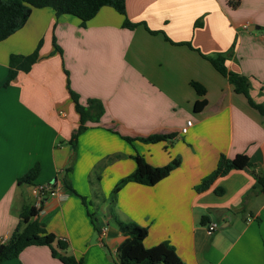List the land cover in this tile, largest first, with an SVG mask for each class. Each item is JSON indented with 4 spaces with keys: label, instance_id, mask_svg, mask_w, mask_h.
Returning a JSON list of instances; mask_svg holds the SVG:
<instances>
[{
    "label": "crops",
    "instance_id": "0c3cea01",
    "mask_svg": "<svg viewBox=\"0 0 264 264\" xmlns=\"http://www.w3.org/2000/svg\"><path fill=\"white\" fill-rule=\"evenodd\" d=\"M125 12L139 24L124 27V16L110 6L82 26L74 15L33 8L24 25L0 41V244L19 223L22 207L35 206L32 186L56 178L59 193L46 194L37 209L45 229L66 242L65 249L52 246L83 264H117L125 236L108 203L100 204L92 221L91 206L80 197L91 199L93 168L104 161L97 187L108 197L134 170V154L153 166L178 156L179 165L156 184L125 183L114 215L147 228L145 247L167 241L184 264H264V192L252 175L264 174V116L202 56L233 45L227 69L248 76L250 96L264 104V0H240L235 8L227 0H125ZM199 18L201 25L194 26ZM39 43L29 71L3 86L10 54H29ZM67 78L81 103L97 98L104 105L99 120L79 134L75 150L67 141L79 117ZM192 80L206 89L199 111L194 104L202 96ZM187 120L191 125L181 133ZM154 133L175 135L156 143L122 137ZM238 153L254 165L197 189L221 155ZM36 163L33 183L18 182ZM67 166L75 192L62 181ZM208 222L217 228L209 232ZM0 264L63 263L48 245H29Z\"/></svg>",
    "mask_w": 264,
    "mask_h": 264
},
{
    "label": "trees",
    "instance_id": "16d2710c",
    "mask_svg": "<svg viewBox=\"0 0 264 264\" xmlns=\"http://www.w3.org/2000/svg\"><path fill=\"white\" fill-rule=\"evenodd\" d=\"M240 0H227V3L235 8L239 5ZM102 6H110L124 16L123 26L134 28L139 23L130 21L125 12V0H0V41L21 28L29 17L33 8L51 7L55 14H70L80 19V25H84L87 20L92 18ZM201 25L200 18L194 22V26ZM264 31V27H261ZM150 32H156L149 30ZM168 39L167 37H165ZM52 43L55 50L62 52L59 45L55 42V37H52ZM191 47L189 42H183ZM39 46L29 54H10L8 59V71L3 86H7L19 71L27 72L32 64L38 59ZM233 53V45L224 52H215L212 54H202L211 65L233 86L236 93H240L247 99L250 106L255 108L261 115L264 116V104L258 103L250 96L249 89L251 86L248 76L232 70H228L225 64ZM67 73V71H65ZM191 86L195 91L202 96L194 104L195 111L201 110L206 104V99L203 97L206 89L197 81H190ZM68 94L74 104L75 111L79 117V124L75 131L71 134L67 141L73 148L76 149L77 138L87 128V123L97 122L100 116L104 113V105L97 98H87L83 104L79 101L77 92L71 89L67 78ZM175 133L160 134L154 133L147 136L129 137L122 136L123 139L131 142L133 140L143 141L145 143H156L173 138ZM118 157L120 154H115L111 157ZM135 161L134 170L128 175L120 178L112 188L108 197L104 196L97 187L100 178V170L104 164L99 162L93 168L92 174L89 176V183L93 187L91 199L88 201L84 196H80L85 205L91 206L92 211L88 210L89 215L94 220V212L99 209L101 203H108V213L116 224L118 230L125 236L123 241L118 245V263L117 264H184L181 258L175 252L174 247L167 241L159 242L151 247H145L143 239L147 235V228L132 221H121L113 212V203L115 201L117 191L127 182L133 181L144 185H154L161 179L169 175V173L179 165L180 158L174 157L168 163L161 166H153L149 164L141 155L134 154ZM72 160V158H71ZM251 162L246 154L238 153L232 158L221 155L218 164L214 171L202 181L197 187L201 190L217 176H223L232 169H243L252 167ZM70 170V166L65 167L62 176L63 184L71 191L75 192L67 178L66 173ZM39 172V165L36 163L27 172L21 175L17 181L21 183L32 184ZM252 175L259 185V190L264 192V174L252 171ZM53 181H56L54 178ZM52 181V182H53ZM222 188L215 189L217 194L221 193ZM91 208V209H92ZM37 208L33 205L25 204L20 211V220L17 226L12 231L6 242L0 244V262L5 259L17 257L23 248L29 245H48L51 249V255L58 258L63 264H83L81 259H77L72 255H66L58 252L52 246L55 242L58 249H65L66 242L57 239L56 236L48 232L44 224L37 218Z\"/></svg>",
    "mask_w": 264,
    "mask_h": 264
},
{
    "label": "built area",
    "instance_id": "2783aa9c",
    "mask_svg": "<svg viewBox=\"0 0 264 264\" xmlns=\"http://www.w3.org/2000/svg\"><path fill=\"white\" fill-rule=\"evenodd\" d=\"M191 125V120H187L185 125L180 129L181 133L186 132L187 127ZM59 193V183L57 181H51V182H47L44 184H39V185H35L32 186L31 188V194L35 197V207L37 209L41 208V202H42V198L46 195V194H56ZM206 228L209 232L214 231L217 228V224L216 222H208L206 224Z\"/></svg>",
    "mask_w": 264,
    "mask_h": 264
},
{
    "label": "rangeland",
    "instance_id": "374dc122",
    "mask_svg": "<svg viewBox=\"0 0 264 264\" xmlns=\"http://www.w3.org/2000/svg\"><path fill=\"white\" fill-rule=\"evenodd\" d=\"M91 208H92V207H91ZM92 210H93V208L91 209V211H92ZM97 213H99L98 210L94 212V214H97Z\"/></svg>",
    "mask_w": 264,
    "mask_h": 264
},
{
    "label": "water",
    "instance_id": "95a60500",
    "mask_svg": "<svg viewBox=\"0 0 264 264\" xmlns=\"http://www.w3.org/2000/svg\"><path fill=\"white\" fill-rule=\"evenodd\" d=\"M255 27H258V26H255Z\"/></svg>",
    "mask_w": 264,
    "mask_h": 264
}]
</instances>
